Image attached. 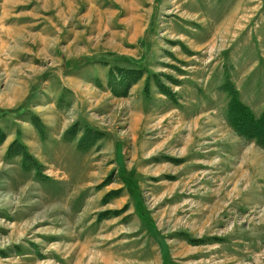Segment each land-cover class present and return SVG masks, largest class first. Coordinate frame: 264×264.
I'll return each mask as SVG.
<instances>
[{
  "label": "rangeland",
  "instance_id": "obj_1",
  "mask_svg": "<svg viewBox=\"0 0 264 264\" xmlns=\"http://www.w3.org/2000/svg\"><path fill=\"white\" fill-rule=\"evenodd\" d=\"M0 264H264V0H0Z\"/></svg>",
  "mask_w": 264,
  "mask_h": 264
}]
</instances>
